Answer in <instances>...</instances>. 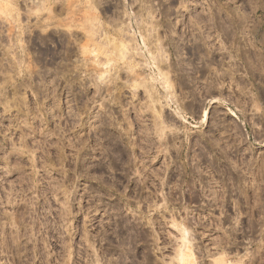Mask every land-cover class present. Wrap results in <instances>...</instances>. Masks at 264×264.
I'll list each match as a JSON object with an SVG mask.
<instances>
[{
	"label": "rangeland",
	"instance_id": "obj_1",
	"mask_svg": "<svg viewBox=\"0 0 264 264\" xmlns=\"http://www.w3.org/2000/svg\"><path fill=\"white\" fill-rule=\"evenodd\" d=\"M88 5L0 0V264H264V0Z\"/></svg>",
	"mask_w": 264,
	"mask_h": 264
},
{
	"label": "bare ground",
	"instance_id": "obj_2",
	"mask_svg": "<svg viewBox=\"0 0 264 264\" xmlns=\"http://www.w3.org/2000/svg\"><path fill=\"white\" fill-rule=\"evenodd\" d=\"M37 3H38V2H37ZM87 4H88V3H87ZM42 6H43V5H42ZM88 6H90V7L92 6L91 8H92L93 10L95 9V10L97 11V9H98V8H97V0H89V5H88ZM149 9H150V8H149ZM93 10H92V11H93ZM151 10H152V9H151ZM92 11H91V12H92ZM147 11H148V10H147ZM151 13H152L151 11H150V13H148V15H149L150 17H151ZM95 14H97V13H95ZM148 15H146V17H148ZM152 16H153V15H152ZM153 17H154V16H153ZM151 20H152V19H151ZM140 22H141V21H140ZM218 23H219V22H218ZM141 25H142V24H141ZM143 25H144V23H143ZM121 27H122V26H121ZM135 27H137V26H135ZM153 27H154V26H153ZM153 27H152V29H153ZM122 28H123V27H122ZM136 29H137V28H136ZM97 30H98V29H97ZM119 30H121V29H119ZM147 30H148V29H147ZM155 30H156V29H155ZM125 31H126V30H125ZM136 32H137V31H136ZM136 32L134 31V33H136ZM138 32H139V31H138ZM150 32H151V31H150ZM95 33H96V32H95ZM121 33H122V31H121ZM123 33H124V32H123ZM123 33H122V34H123ZM129 33H131V32H129ZM235 33H236V32H235ZM138 34H141V33H138ZM138 34H137V36H138ZM151 34H152V33H151ZM94 35H95V34H94ZM127 35H128V34H127ZM132 35H134V34H132ZM132 35H131V36H132ZM148 35H150V33H149ZM123 36H124V35H123ZM125 36H126V35H125ZM135 36H136V34H135ZM137 36H136V37H137ZM142 36H143V35H142ZM128 37H129V36H128ZM136 37H135V41H137V40H136ZM149 37H150V36H149ZM91 38H92V37H91ZM91 38H90V39H91ZM140 38H141V35H140ZM144 38H145V37H144ZM109 39H110V38H109ZM124 39H125V38H124ZM129 39H130V38H129ZM158 39H159V38H158ZM158 39H157V40H158ZM131 40H133V38H132ZM138 40H139V38H138ZM133 41H134V40H133ZM135 41H134V42H135ZM140 41H142V40H140ZM121 42H122V44H120V45L123 46V49L127 50V47L129 46L128 43H126V42L123 43V41H121ZM131 42H132V41H131ZM134 42H133V43H134ZM142 42H143V41H142ZM158 42H159V41H157V43H158ZM131 44H132V43H131ZM142 44H143V43H142ZM144 45H146V44H144ZM153 45H154V44H153ZM130 46H131V45H130ZM135 47H136V45H135ZM135 47H134V49H135ZM131 48H133V47H130V49H131ZM136 48H137V47H136ZM123 49L121 48V50H123ZM134 49H133V50H134ZM155 49H157V48H155ZM135 50H136V49H135ZM135 50H134V51H135ZM142 50H143V49H142ZM159 50H160V49H159ZM138 51H139V49H138ZM128 52H130V51H128ZM136 52H137V50L135 51V53H136ZM139 53H140V52H139ZM139 53H138V54H139ZM141 54H142V53H141ZM139 55H140V54H139ZM163 55H164V54H163ZM131 56H132V55H131ZM133 56H134V55H133ZM135 56H136V55H135ZM154 57H155V56H154ZM166 61H167V60H166ZM156 64H157V63H156ZM133 67H134V66H133ZM166 75H167V76H166ZM166 75H165V76H166V77H169L168 79H170V76H169L167 73H166ZM141 84H143V83H141ZM171 86H172V85H171ZM153 88H154V87H153ZM156 90H157V89H156ZM147 92H148V91H147ZM151 92H152V91H151ZM150 94H151V93H149V95H150ZM151 95H152V94H151ZM168 96H169V95H168ZM157 98H158V97H157ZM160 98H161V97H160ZM164 99H165V98H164ZM167 100H168V99H167ZM167 100H166V101H167ZM158 102H159V101H158ZM162 102H163V101H162ZM158 104H159V103H158ZM161 104H162V103H161ZM164 104H165V103H164ZM170 105H171V104H170ZM157 110H158V109H157ZM176 111H177V109H176ZM206 112H207V111H206ZM158 116H159V115H158ZM159 122H160V121H159ZM185 237H186V235H185ZM190 242H191V241L189 240L188 243L190 244ZM188 243L185 244V247H184V248H181V249H180V251H179V253H178V256H179L178 259L180 260V262H181L182 264H198L197 260L194 258V253L191 252L192 249H190V248L187 249V246H186V245H189ZM191 244H192V243H191ZM191 244H190V245H191ZM188 247H189V246H188ZM186 249H187V250H186ZM192 251H193V250H192Z\"/></svg>",
	"mask_w": 264,
	"mask_h": 264
}]
</instances>
